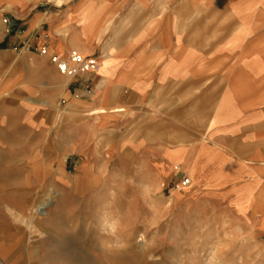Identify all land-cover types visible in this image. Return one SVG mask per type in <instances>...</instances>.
I'll use <instances>...</instances> for the list:
<instances>
[{
	"label": "crops",
	"instance_id": "1",
	"mask_svg": "<svg viewBox=\"0 0 264 264\" xmlns=\"http://www.w3.org/2000/svg\"><path fill=\"white\" fill-rule=\"evenodd\" d=\"M1 16L16 30L8 36L0 25V97L19 85L25 99L14 105L30 116L25 135L0 124V263L37 258L22 215L29 201L17 199L31 192L8 189L4 170L19 142L53 163V110L40 101L60 94L95 142L105 135L110 151H141L264 225V0H0ZM70 50L98 67L64 85L48 55ZM8 68H30L55 92L30 98L23 78L2 75Z\"/></svg>",
	"mask_w": 264,
	"mask_h": 264
},
{
	"label": "rangeland",
	"instance_id": "2",
	"mask_svg": "<svg viewBox=\"0 0 264 264\" xmlns=\"http://www.w3.org/2000/svg\"><path fill=\"white\" fill-rule=\"evenodd\" d=\"M0 25L8 36L16 30L6 16ZM2 75L23 78L30 98L55 92L30 68H8ZM15 85L0 97V124L10 136L12 130L25 135L21 123L30 116L14 105L25 99ZM40 104L53 110V163L32 159L33 149L19 142L16 154L8 149L4 170L8 189L32 195L17 198L29 201L22 215L33 226L38 255L31 264H78L81 258L108 264L111 252L126 264H264V225L244 205L192 186L169 166L146 163L141 151H110L105 135L95 142L94 134L79 130L61 94ZM185 178L189 183L182 184ZM42 200L49 202L41 216L36 208ZM107 221L114 225L104 231Z\"/></svg>",
	"mask_w": 264,
	"mask_h": 264
},
{
	"label": "built area",
	"instance_id": "3",
	"mask_svg": "<svg viewBox=\"0 0 264 264\" xmlns=\"http://www.w3.org/2000/svg\"><path fill=\"white\" fill-rule=\"evenodd\" d=\"M40 53L47 54L46 47L40 48ZM49 61L56 67L57 71L69 78L82 73L96 71L98 67L97 59L93 56H84L75 50H70L64 54L50 53ZM189 183V179L185 178L182 184ZM0 264H6L1 262Z\"/></svg>",
	"mask_w": 264,
	"mask_h": 264
},
{
	"label": "bare ground",
	"instance_id": "4",
	"mask_svg": "<svg viewBox=\"0 0 264 264\" xmlns=\"http://www.w3.org/2000/svg\"><path fill=\"white\" fill-rule=\"evenodd\" d=\"M69 78V77H68ZM48 202L49 201H41L40 203H39V205L37 206V208H36V210L38 211V213L42 216V215H44V214H46V206H47V204H48ZM45 210V211H44ZM106 224L103 226L105 229H104V231L106 230H110L112 227H113V223L111 222V221H107V222H105ZM103 231V230H102ZM109 253V252H108ZM113 252H111V257H110V259L108 260V264H117V262H116V260H119L120 261V263L119 264H126L125 262H127L125 259L126 258H122V257H120V258H117L114 254H112ZM92 262V261H91ZM78 264H88L87 263V260H86V258L84 259V258H81L80 259V261L78 262Z\"/></svg>",
	"mask_w": 264,
	"mask_h": 264
},
{
	"label": "trees",
	"instance_id": "5",
	"mask_svg": "<svg viewBox=\"0 0 264 264\" xmlns=\"http://www.w3.org/2000/svg\"><path fill=\"white\" fill-rule=\"evenodd\" d=\"M5 47H6L5 42L0 43V49H3V48H5Z\"/></svg>",
	"mask_w": 264,
	"mask_h": 264
}]
</instances>
